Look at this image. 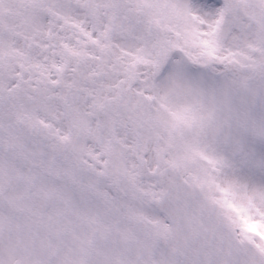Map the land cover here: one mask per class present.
Segmentation results:
<instances>
[{
    "label": "snow or ice",
    "instance_id": "1",
    "mask_svg": "<svg viewBox=\"0 0 264 264\" xmlns=\"http://www.w3.org/2000/svg\"><path fill=\"white\" fill-rule=\"evenodd\" d=\"M0 264H264V0H0Z\"/></svg>",
    "mask_w": 264,
    "mask_h": 264
}]
</instances>
